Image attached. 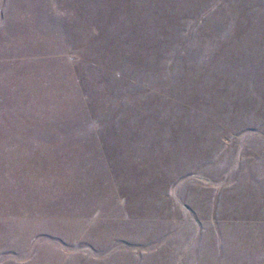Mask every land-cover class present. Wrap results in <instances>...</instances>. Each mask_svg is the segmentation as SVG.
<instances>
[{
  "label": "rangeland",
  "instance_id": "rangeland-1",
  "mask_svg": "<svg viewBox=\"0 0 264 264\" xmlns=\"http://www.w3.org/2000/svg\"><path fill=\"white\" fill-rule=\"evenodd\" d=\"M0 264H264V0H0Z\"/></svg>",
  "mask_w": 264,
  "mask_h": 264
}]
</instances>
